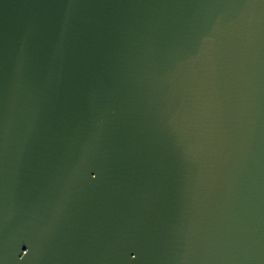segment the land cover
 Segmentation results:
<instances>
[{
	"label": "water",
	"instance_id": "1",
	"mask_svg": "<svg viewBox=\"0 0 264 264\" xmlns=\"http://www.w3.org/2000/svg\"><path fill=\"white\" fill-rule=\"evenodd\" d=\"M0 264H264V0H0Z\"/></svg>",
	"mask_w": 264,
	"mask_h": 264
}]
</instances>
